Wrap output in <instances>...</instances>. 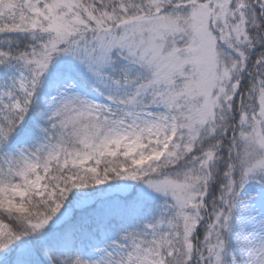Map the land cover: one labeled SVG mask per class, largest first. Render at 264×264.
<instances>
[{"label":"snow or ice","instance_id":"snow-or-ice-1","mask_svg":"<svg viewBox=\"0 0 264 264\" xmlns=\"http://www.w3.org/2000/svg\"><path fill=\"white\" fill-rule=\"evenodd\" d=\"M0 264H264V0H0Z\"/></svg>","mask_w":264,"mask_h":264}]
</instances>
